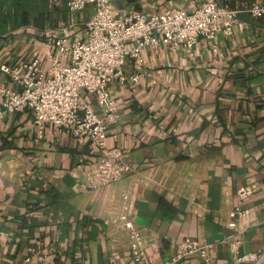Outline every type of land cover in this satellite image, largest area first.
Segmentation results:
<instances>
[{
  "label": "crops",
  "instance_id": "0c3cea01",
  "mask_svg": "<svg viewBox=\"0 0 264 264\" xmlns=\"http://www.w3.org/2000/svg\"><path fill=\"white\" fill-rule=\"evenodd\" d=\"M67 0H0V64L27 60L37 45L28 17L47 12L53 23L80 34L92 7L70 12ZM238 10L228 35L199 38L190 52L163 45L127 59L126 75L109 91L119 118L107 126V144L121 148L131 167L120 180L85 188L79 166L98 150L88 141L46 127L20 109L0 123V264H132L130 218L154 264L173 256L186 237L209 243L210 259L194 255L175 264H231L229 242L241 252L264 247V0H216ZM192 0H112L120 15L191 9ZM25 17V18H24ZM0 84H9L0 71ZM97 110L93 98H87ZM1 102V97H0ZM254 183L242 218L230 217L240 186ZM224 240V241H223Z\"/></svg>",
  "mask_w": 264,
  "mask_h": 264
},
{
  "label": "built area",
  "instance_id": "2783aa9c",
  "mask_svg": "<svg viewBox=\"0 0 264 264\" xmlns=\"http://www.w3.org/2000/svg\"><path fill=\"white\" fill-rule=\"evenodd\" d=\"M192 1L191 9L178 7L120 15L112 0H67L70 12L91 6V16L80 34L71 25L63 24L37 30L41 44L27 60L0 64V71L9 78L8 85L0 84V123L5 116L27 109L40 136L46 127H51L54 132L66 133L77 141H88L90 147L98 150L94 162L79 165L85 172L83 187L97 188L120 180L131 167L124 161L121 148L107 144V126L119 118L109 85L115 80L137 83L142 75L139 72L126 75L123 71L126 60L143 65L144 51L156 53L163 45L190 52L199 38L211 43L212 50L217 52L216 36L228 35L233 28L238 10L221 6L216 0ZM248 10L254 15L264 13V7L257 4ZM87 98L94 99L98 111ZM255 191L254 183L237 188L236 204L229 216L244 217L243 204ZM114 221L128 231L132 264H154L146 251L147 242L133 221L124 213ZM234 234L228 236L232 237L231 264H264V247L241 252V241ZM211 247L209 243L186 237L178 242L173 256L164 264H175L194 255L208 261ZM30 263L31 257H25L23 264Z\"/></svg>",
  "mask_w": 264,
  "mask_h": 264
},
{
  "label": "trees",
  "instance_id": "16d2710c",
  "mask_svg": "<svg viewBox=\"0 0 264 264\" xmlns=\"http://www.w3.org/2000/svg\"><path fill=\"white\" fill-rule=\"evenodd\" d=\"M25 20H27L26 23H34L35 27L38 28L37 30H41L43 29V26L46 25L45 23H48L47 21H50V16L47 12H41L37 17H28V19Z\"/></svg>",
  "mask_w": 264,
  "mask_h": 264
},
{
  "label": "rangeland",
  "instance_id": "374dc122",
  "mask_svg": "<svg viewBox=\"0 0 264 264\" xmlns=\"http://www.w3.org/2000/svg\"><path fill=\"white\" fill-rule=\"evenodd\" d=\"M47 22L48 23H45L46 25L43 26V29H41V30H45V29H48V28L57 27V26L60 25V24H58V21L55 22V23H53L52 18L50 19V21H47ZM30 24H32L33 26L35 25L34 23H30Z\"/></svg>",
  "mask_w": 264,
  "mask_h": 264
}]
</instances>
